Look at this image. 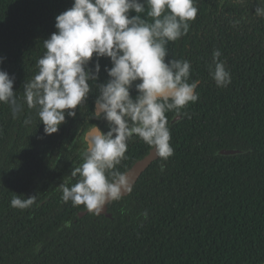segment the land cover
<instances>
[{"label": "trees", "instance_id": "16d2710c", "mask_svg": "<svg viewBox=\"0 0 264 264\" xmlns=\"http://www.w3.org/2000/svg\"><path fill=\"white\" fill-rule=\"evenodd\" d=\"M72 4L0 0V70L15 77L22 105L14 117L12 106L0 103V264H264V16L256 14L264 0H195L197 17L187 34L167 42L166 61L190 62L198 100L165 113L174 154L157 157L130 194L107 205L111 218H79L84 205L65 203L59 189L83 163L84 133L109 130L92 112L110 58H100L86 101L54 134L44 133L39 106L29 108L24 97L46 52L43 41ZM149 10L145 3L140 15L152 23ZM216 50L231 74L226 87L210 74ZM95 62L94 54L90 66ZM130 93L138 94L134 85ZM152 148L134 134L116 170L125 173ZM14 195H36V203L11 207Z\"/></svg>", "mask_w": 264, "mask_h": 264}, {"label": "clouds", "instance_id": "9594fccd", "mask_svg": "<svg viewBox=\"0 0 264 264\" xmlns=\"http://www.w3.org/2000/svg\"><path fill=\"white\" fill-rule=\"evenodd\" d=\"M145 3L152 23L140 15ZM132 11L136 15H130ZM197 14L195 0H73L72 7L56 17L57 31L43 41L46 52L37 61L38 74L24 85L25 101L29 108L39 106L46 135L58 132L66 116L76 117L75 109L91 91L89 81L99 79L100 58H110L112 64L105 66L109 79L98 84L92 112V118L108 122L109 130L105 133L98 126L89 130L83 163L59 186L65 203L84 205L100 215L108 204L130 194L128 176L116 166L125 158L134 134L153 146L159 158L166 161L174 154L165 113L196 102L199 81L188 82V60L166 61V44L187 34L188 22ZM256 14L264 16V7H257ZM94 54L96 62L90 66ZM220 55L219 50L213 53L215 67L210 74L218 87H226L231 74L219 61ZM5 59L0 56V64ZM14 82V76L0 70V103L12 106L15 117L22 105L13 91ZM133 85L135 98L130 93ZM34 203L36 195L24 199L14 195L10 206L23 210Z\"/></svg>", "mask_w": 264, "mask_h": 264}, {"label": "water", "instance_id": "95a60500", "mask_svg": "<svg viewBox=\"0 0 264 264\" xmlns=\"http://www.w3.org/2000/svg\"><path fill=\"white\" fill-rule=\"evenodd\" d=\"M180 119L179 116H175L174 118H172V120L169 122L170 125L174 124L175 122H177ZM94 128V127H92ZM91 128V129H92ZM90 130V129H89ZM89 130H87L84 133L83 136V141L85 142V137L88 134ZM241 151L239 150H220L218 151L219 155H223V156H233V155H237L240 154ZM157 155L155 153L154 148H152L149 153L144 156L142 159L136 161L125 173L128 176L129 182L131 183L132 187L133 185L136 183V181L139 179V177L141 176V174L149 167V165L155 161L157 159ZM128 194L124 195L123 197L127 196ZM90 211H87L86 209L82 212L78 213V217L81 218L84 215H86L87 213H89ZM94 213V212H93ZM105 216L106 218H111V214L108 213V210L106 208V210L100 214Z\"/></svg>", "mask_w": 264, "mask_h": 264}]
</instances>
